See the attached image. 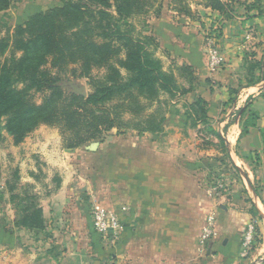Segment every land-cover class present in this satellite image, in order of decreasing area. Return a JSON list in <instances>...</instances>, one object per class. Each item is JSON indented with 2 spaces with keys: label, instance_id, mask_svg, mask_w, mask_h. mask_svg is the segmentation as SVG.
<instances>
[{
  "label": "crops",
  "instance_id": "crops-1",
  "mask_svg": "<svg viewBox=\"0 0 264 264\" xmlns=\"http://www.w3.org/2000/svg\"><path fill=\"white\" fill-rule=\"evenodd\" d=\"M170 6L171 0L163 1L160 15L149 20L148 32L159 43L156 54L165 69L188 65L194 70V90L181 102L206 99L209 122L192 126L180 108L181 114L167 115L161 133L119 134L113 129L103 140L74 149L63 148L60 140L39 146L31 133L15 147L38 149L45 165L47 181L37 188L45 238L24 250L25 246H10L3 231L0 264H264L261 207L256 205L262 240L243 259L251 216L241 212L229 219L220 213L216 220L209 197L219 193L218 184L214 188L201 180L203 166L220 164L216 157L226 154L218 150L224 146L217 134L227 147L224 159H230L248 182L252 172L238 163L250 165L253 154L264 152V16L243 9L224 19L199 2V14L190 18ZM216 27L222 35L213 38L208 32ZM213 45L224 58L215 71L209 66ZM247 101L253 106L242 104ZM21 179L32 180L25 175ZM98 205L120 218L122 229L115 243L107 245L94 230ZM209 218L212 235L204 239Z\"/></svg>",
  "mask_w": 264,
  "mask_h": 264
},
{
  "label": "trees",
  "instance_id": "trees-1",
  "mask_svg": "<svg viewBox=\"0 0 264 264\" xmlns=\"http://www.w3.org/2000/svg\"><path fill=\"white\" fill-rule=\"evenodd\" d=\"M16 1L21 0H0V12ZM61 1L62 5L35 13L13 30L8 27L0 37V137L7 132L17 146L47 125L59 130L63 148L74 149L103 140L113 129L119 134L161 133L171 113L169 102L179 103L194 90V70L188 65L165 69L156 54L157 39L144 31L137 33L128 19L151 11L160 15L163 0ZM230 2L205 0L203 6L231 19ZM170 8L195 16L185 0H171ZM245 10L264 16V8L258 10L254 3ZM208 34L222 35L219 27ZM62 72H69L70 79H86L88 95L64 86ZM36 93L42 94L41 102L35 100ZM182 104L184 112L177 113L184 114L192 126L209 122L206 99L197 96ZM246 133L245 128L242 134ZM217 135L227 154L224 138ZM7 186L10 192L17 188L9 181ZM16 197L11 195L12 200ZM25 199L32 201L21 208L15 227L43 231V208L34 197ZM255 209L259 214L256 205ZM261 240L257 229L254 247Z\"/></svg>",
  "mask_w": 264,
  "mask_h": 264
},
{
  "label": "rangeland",
  "instance_id": "rangeland-1",
  "mask_svg": "<svg viewBox=\"0 0 264 264\" xmlns=\"http://www.w3.org/2000/svg\"><path fill=\"white\" fill-rule=\"evenodd\" d=\"M185 1L191 6V8L193 9V13L197 15L199 14L196 10L197 4L200 2L203 5L205 0ZM226 1L232 2H230L231 4L228 10V14L240 13L241 10L245 9V6L248 5V3H254L256 7H258V10H260L261 7L264 8V0ZM62 4L63 3L61 0L16 1L8 10L0 12V37L6 33L8 27L13 30L16 26L23 24L35 13L45 11L49 8L56 7ZM111 12L113 14L116 13L113 9H111ZM153 16L156 15L151 11L146 14L133 16L132 18L128 19V22L132 23L135 26V30L137 33L144 31L146 34H149L148 30L151 25L149 23V20H152ZM167 65L168 62L166 66ZM167 69L170 70L173 68L169 67ZM66 73H61V76L64 80L63 83L67 81L73 82L75 80L77 83L85 86L87 92L90 91L86 79H70L69 72ZM95 73H97V71H95ZM180 81L185 82L184 78H181ZM41 97V93L35 94V100L37 102H41ZM169 104L170 105L168 106V111L171 113H177V111L183 106L182 102L173 103L172 101H170ZM217 104L218 103L216 102V105ZM242 104H246V106L249 107L250 105L253 106L254 103L247 101L243 102ZM235 111L237 110L235 109ZM32 133H34L35 137L34 142L37 144L39 143V146L42 147L43 145H45V143H52L53 141L62 140L59 134V130L47 125L40 126ZM15 146L16 145L13 144L12 137L7 132L3 131L2 136L0 137V236L3 235V231H5V234H7V237H9L10 246H25L24 250H26L30 247H36L37 244L39 245L38 241L39 239L45 238V232L28 231L25 234H22V232L19 231L17 227H15V222L20 219L22 213L21 208L25 207L32 201L31 199H25L27 195L34 197V201L41 205L42 196L39 195L37 188L40 186H44L45 180L47 181V177L46 179L45 176L43 177V175L45 174V165L43 164V160H41V157L38 154L40 152H37L38 149H20L19 147ZM39 146L38 148L40 149ZM206 146L209 145L206 144ZM220 147L221 148L218 149L220 153H225L224 148L221 145ZM210 153L215 154L216 152ZM225 156L226 154H223L221 157L215 156L216 159L221 160L220 164L209 162V168L203 166V168H205L206 170L203 173V176H201V180L209 181V184L214 188L217 184H221V186L218 188V190H220L219 193L213 194L211 195V197H209L210 200H213L214 202L213 210L216 215V220L220 213L228 215L229 219H237L239 213L247 212L249 216H251L249 224L253 223L255 225V235H257V229L258 233L261 234L258 226L259 220H261V218L259 214L256 213L255 205L261 207L262 212L264 213V152L256 155L253 154L251 161L252 163L250 165L246 162L245 164L243 162L238 163L242 170L252 172L250 178L251 182H248L245 175H242L240 169L236 170V168L234 167V163L230 159H224ZM16 169L18 170L17 175L15 173ZM253 171L255 172L256 177L253 175ZM23 175H25L26 178L31 177L32 180L26 181L25 179H21ZM213 176H215V178H213ZM7 181H9L10 185L16 184L17 188L14 191L10 192L8 190ZM56 184L57 182H55V185ZM13 193L18 195V197H16L14 200L11 199V195H13ZM228 211H230L231 213L228 214ZM254 248L255 247L253 244L247 257H243L242 255L241 257L243 259H246L251 256Z\"/></svg>",
  "mask_w": 264,
  "mask_h": 264
},
{
  "label": "built area",
  "instance_id": "built-area-1",
  "mask_svg": "<svg viewBox=\"0 0 264 264\" xmlns=\"http://www.w3.org/2000/svg\"><path fill=\"white\" fill-rule=\"evenodd\" d=\"M213 38H215L213 36ZM212 38V39H213ZM224 64V58L220 55L218 49L215 45L212 46L209 53V66L211 70L215 71L219 69ZM221 184H218L219 188ZM93 227L94 230L101 235L104 242L109 245L111 243H115L121 234V221L119 216L115 211L108 210L102 206H95L93 211ZM212 219L209 218V223L204 231V239H207L212 235ZM255 238V225L253 223L248 224L244 233V240L242 246L243 257H247L249 254L251 247L253 245V241Z\"/></svg>",
  "mask_w": 264,
  "mask_h": 264
},
{
  "label": "water",
  "instance_id": "water-1",
  "mask_svg": "<svg viewBox=\"0 0 264 264\" xmlns=\"http://www.w3.org/2000/svg\"><path fill=\"white\" fill-rule=\"evenodd\" d=\"M64 86H67L69 89H71L74 93L82 96H87L88 92L85 86L77 83L75 80L73 82H64L62 83Z\"/></svg>",
  "mask_w": 264,
  "mask_h": 264
}]
</instances>
